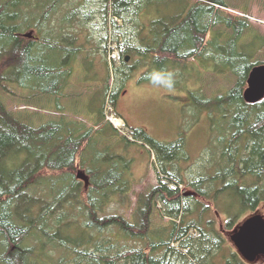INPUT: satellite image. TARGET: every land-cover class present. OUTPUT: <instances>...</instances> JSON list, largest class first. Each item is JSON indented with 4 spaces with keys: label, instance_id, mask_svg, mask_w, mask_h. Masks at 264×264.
<instances>
[{
    "label": "trees",
    "instance_id": "16d2710c",
    "mask_svg": "<svg viewBox=\"0 0 264 264\" xmlns=\"http://www.w3.org/2000/svg\"><path fill=\"white\" fill-rule=\"evenodd\" d=\"M70 1L0 0V88L14 94L5 86L14 85L28 93L26 99L41 94L61 95L70 78V63L81 55L84 46L73 26L77 21H88L80 19L78 5L69 7ZM170 1H95L104 22L103 31L109 33V26L112 27V39L121 54L122 66L115 70L122 76L119 85L128 79L124 68H131L126 57L138 56L145 68L150 59L149 68L139 81L147 80L152 68L174 72L177 65L198 55L216 60L215 34L207 42L205 36L215 24L230 29L229 45L223 52H230L228 60L236 76L234 86L214 98L204 99L201 92L189 95L197 107L215 105L217 116L222 118L220 125L227 140L219 155L222 170L218 179L226 184L217 192L232 186L242 209L251 211L264 202V97L250 104L243 100L242 92L249 70L264 62L249 64L247 68L239 66L236 59L244 58L245 53L238 41L249 25L244 15L220 16L219 7H226L223 0H193L191 3L175 0L174 7L178 9L175 14L160 19L153 17L155 19L148 24L149 37H139L138 47L126 33L120 32L122 28L116 27V20L125 24L127 18L135 17L149 6L164 7ZM64 4L67 7L59 11ZM245 12L242 13L246 15ZM59 13L57 24L52 26L51 16ZM118 76L115 74V79ZM108 90L107 87L102 95L101 123L96 127L107 123L115 138L127 145L139 144L152 152L156 186L137 195L136 207L129 218L116 213L99 217L114 200L128 203L129 187L123 181L122 162L115 163L121 156L114 152L109 165L98 164L95 158L92 163L85 162L83 145L88 143L90 129L74 128L57 120L33 126L29 115L11 111L0 100V264H49V252L54 251H59L60 256L51 264H212L210 258L217 252L222 254L220 234L202 225L199 218L189 220L192 210L204 203L199 200L192 203V197L183 196L178 189L182 183L178 161L183 153V139L160 143L140 127H129L130 136L118 135L103 116V104L108 101L114 108L118 94V91L109 94ZM197 94L201 100L197 99ZM77 166L88 179L84 196L74 174ZM245 177H249V181L245 182ZM214 179L202 177L188 181V185L201 197H207L209 189L203 186L209 185L211 189ZM167 180L175 188H170ZM75 197L86 201L79 210L87 231L83 238L73 237L61 229L72 217L67 209L75 206ZM158 204L164 209L161 216L179 218L178 225L172 220L154 230L151 218L160 213ZM235 217L227 215L228 227ZM191 229L199 235L193 237L189 234ZM134 242L138 244L133 245ZM173 242L178 244L177 248L171 246ZM224 264L246 263L237 252L228 251Z\"/></svg>",
    "mask_w": 264,
    "mask_h": 264
},
{
    "label": "rangeland",
    "instance_id": "374dc122",
    "mask_svg": "<svg viewBox=\"0 0 264 264\" xmlns=\"http://www.w3.org/2000/svg\"><path fill=\"white\" fill-rule=\"evenodd\" d=\"M95 1H70L69 7L74 8L78 5L80 19L88 21H86L87 23L77 21L73 26L74 29L71 28V30L78 32L80 41L84 43V46L81 55H77L75 60L70 63L72 67L70 78L61 95L41 94L33 99H26L27 92H22L16 86L8 84L5 85L6 88L12 90L14 94L0 88V100L11 111L23 113L24 116L29 115V121H32L33 126H38L48 120H57L69 123L74 128L90 129L88 143L83 145L86 148L84 153L82 152V159L85 162L92 163L95 158L98 164L109 165V162H112L111 158L114 156V152L119 154L121 159H116L115 163L122 162L125 173L123 181L129 187L128 203L124 201L123 204L114 200L104 209L103 214L98 216L116 213L129 218L136 207L137 195L156 186L157 173L152 152H147L139 144L127 145L121 139L115 138L107 123L96 127L101 123L99 110L104 91L107 87L109 94L118 91L114 108L108 101L103 104L102 108L104 120L111 124L118 135L130 136L129 127H140L160 143L174 142L178 138L183 139V153L180 158L181 161H178L181 168L182 183L178 185V189L183 196H191L190 201L192 203L198 200L204 203L203 206L198 205L192 210L189 220L195 218L198 221L199 218L202 225L207 226V228H214L223 239V252L222 254L217 252L210 258L212 264H224L225 254L228 251L237 252L240 259L246 264H264V254H257L252 260H246L239 253L232 239L239 227L249 218L259 215L264 222V202L249 211L250 209H242V204L232 186L217 192V189L226 184V182L218 179L219 172L222 170L219 168V155L222 152L223 143L227 140L220 125L222 118L217 116L215 105L213 108L197 107L189 95L190 93L201 92L204 99L214 98L234 86L236 76L232 72V62L228 60L230 52H223V48L225 49L229 45L228 37L231 30L223 24L212 26L204 41L207 42L215 34L217 59H204L202 55H198L177 65L174 71L175 82L172 89L154 85L149 78L139 81L149 68L150 59L147 60L148 63L145 68L138 56L133 55L128 57V61H126L131 68L128 66L124 68L128 73V79L122 82L120 86L122 76H118L117 68L122 66L121 54L116 42L112 39V35H114L112 27L109 26L111 29L109 33L107 30L105 31L107 32L105 37L104 22L98 14ZM191 1L193 0H190L189 3ZM175 2L172 0L166 6L159 8H154L151 5L135 17L127 18L128 21L125 24L121 20H116V27L122 28L120 32L126 33V37L138 47L140 46L139 37H145V39L149 37L147 33H150L148 31L150 20L175 14L178 10L174 7ZM202 2L210 4L208 1ZM223 2L226 7H219L218 14L220 16L231 14L240 17L244 15L249 25L238 41V46L245 53L244 58L236 59L239 66L242 64L243 68H247L249 64L264 62V0H223ZM177 5L179 6V4ZM65 7L67 4L61 6L59 11L60 9L64 10ZM82 8L87 9L88 17L81 14ZM244 11H246V15L242 13ZM60 15L59 13L51 16L52 26L57 24ZM82 16L87 17V19ZM155 27L157 28V26ZM101 40L102 44H100ZM236 49L238 50L237 45ZM168 67L170 68V66ZM152 69L149 74L156 71L155 68ZM115 74L118 76L116 79ZM197 96L198 100L202 99L200 95L197 94ZM113 119L118 121V125L112 123ZM129 139L131 140V137ZM54 173L57 174V172ZM74 174L77 175V179L81 183V192L83 193L81 195L84 196L88 188V179L84 171L78 166ZM202 177L216 178L211 181V189L209 185L203 186L204 189H209L207 197H201L188 185V181ZM237 181L241 183V180L237 179ZM244 181H249V177H245ZM167 182L169 183L168 180ZM232 182L230 180V183ZM169 187L175 188L171 183H169ZM75 202L73 208L67 209L72 217L61 229L62 232L69 233L73 237L83 238L87 231L81 222L79 212L82 204L86 205V201L80 197H75ZM157 208L160 213L151 218L154 230L162 228L163 224L172 220L178 225L179 218L169 219L161 216L164 214L162 204H158ZM227 215L236 216L229 227L226 223ZM181 216L187 223L186 216L184 217V214ZM189 234L197 237L199 232L191 229ZM134 244L138 243L134 242ZM171 246L177 248L178 244L173 242ZM49 253L50 259H47L49 264L56 261L60 256L59 251Z\"/></svg>",
    "mask_w": 264,
    "mask_h": 264
},
{
    "label": "water",
    "instance_id": "95a60500",
    "mask_svg": "<svg viewBox=\"0 0 264 264\" xmlns=\"http://www.w3.org/2000/svg\"><path fill=\"white\" fill-rule=\"evenodd\" d=\"M128 61V57L125 58ZM264 97V64L253 66L247 75L242 98L246 103H256ZM240 254L248 261L264 254V222L259 215L246 220L232 236Z\"/></svg>",
    "mask_w": 264,
    "mask_h": 264
},
{
    "label": "clouds",
    "instance_id": "9594fccd",
    "mask_svg": "<svg viewBox=\"0 0 264 264\" xmlns=\"http://www.w3.org/2000/svg\"><path fill=\"white\" fill-rule=\"evenodd\" d=\"M80 11L82 15H87V9L82 8ZM174 76L173 71H154L149 74V79L154 85L170 90L174 86Z\"/></svg>",
    "mask_w": 264,
    "mask_h": 264
},
{
    "label": "bare ground",
    "instance_id": "6f19581e",
    "mask_svg": "<svg viewBox=\"0 0 264 264\" xmlns=\"http://www.w3.org/2000/svg\"><path fill=\"white\" fill-rule=\"evenodd\" d=\"M114 122L115 125H118V121L112 120V123Z\"/></svg>",
    "mask_w": 264,
    "mask_h": 264
}]
</instances>
